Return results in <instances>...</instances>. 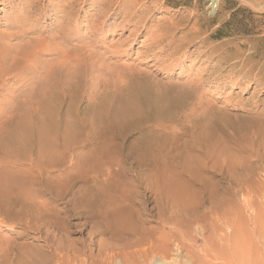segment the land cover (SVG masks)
<instances>
[{"label":"rangeland","instance_id":"374dc122","mask_svg":"<svg viewBox=\"0 0 264 264\" xmlns=\"http://www.w3.org/2000/svg\"><path fill=\"white\" fill-rule=\"evenodd\" d=\"M11 1L6 7L3 0H0V21L4 20L1 18L3 13L18 12L27 1L31 2ZM32 1L42 6V14L37 25L39 29L47 30V36L56 35L57 29L54 28H61L71 35L77 29L74 25H79L83 45L87 46H84L88 54L87 62L85 60L83 64L84 87L81 95L79 98L73 96L63 101L60 105L61 111L65 110L68 103L74 102V113L69 115V120L72 121L75 120L76 111L101 105L108 110L104 122L94 124L100 125H97L95 131L98 130L99 135L101 133L103 135L97 138L96 134L93 143L81 144L78 149H84L83 152L86 154V151L91 153L94 150L91 148L95 147L93 146L95 140L98 141H95L97 145L109 143L108 145H118L119 149L113 150L110 155L113 165L105 170V178L103 175L95 177L94 173L90 172L85 176L88 178L86 180L85 177H79L80 179L75 178L76 181L72 179L68 181L69 176L66 172L62 175L64 179L57 175L55 169H47L48 171L37 175V181L41 182V186L20 189L21 192L18 190L20 196L28 202L24 205L6 204L0 208V260L5 261L2 264H10L12 260L16 261L12 264H20L18 261L21 262L23 258L30 256L40 260L41 264H46V258L54 253L56 257L70 252L80 259L86 258L90 252L95 255L106 242L105 238L107 239V235L100 234V226L107 223L106 219L110 220L112 214L116 213L125 217L122 219L128 223L135 225L144 223L143 226L147 227H152L161 220L165 233L173 231V226H177L178 222L185 224L186 226L182 227L179 225L177 229L180 241L186 245V249H182L177 258L179 260L183 258L187 260V254L193 255V259L200 257L204 242H208L210 258L206 264H264V135H262L264 101L255 107L247 104L248 101H255L258 96H264V0ZM56 5H63L65 12L54 9L58 7ZM29 20H33L32 16ZM0 27L4 26L0 24ZM73 42L71 39L63 43L71 51V48H74ZM189 80H193L195 84L197 82V86L203 88V95L201 97L198 94L193 95L182 108L176 106L166 108L165 100L187 88L186 83ZM139 95L148 97L150 108L133 99ZM118 101L119 104L121 101L134 104L142 111L141 114L146 120L132 129H128L125 124L117 125L113 130L110 128L111 132L106 134L105 129L111 123L109 113L117 107ZM208 102L226 106V119L225 116L221 119L228 122L225 132L219 127L213 129L219 132H213L212 128L218 126V120L215 121L213 116L208 114L206 110ZM160 112L164 113V118L160 115V119H157L158 117L153 119V115ZM252 116L253 119H250ZM86 117L91 115L86 114ZM211 118L214 121L210 120ZM106 120L110 122L107 123ZM250 121L255 125L251 126ZM104 127L106 128L103 129ZM256 127L260 129L257 131ZM192 131L193 133L201 131L202 134L213 132L211 135L215 137L213 139V136L210 137L212 160L210 158L205 168H193L194 165L191 166L190 162L192 158L189 157L191 152H187L184 147L185 142L193 140L189 135ZM179 134L181 136L177 137ZM165 139H170V142L169 140L166 142ZM177 141L179 144L175 143ZM143 142L151 146L153 144L152 147L159 143L155 149L158 146L163 148V150L158 148L160 156L157 155L159 159L161 158V163L165 165L170 160L169 164L172 162L176 165L174 168L180 171L177 172L180 175H175V185L179 190L190 183L192 184L189 186L190 189L194 190L200 187L201 182L208 181L206 189L211 195L213 194L211 192H214V196L194 206L190 204L189 208L165 199L168 193L160 192L150 184L148 178L154 174L155 167L143 166L139 159L137 149L142 148ZM162 143L166 146H161ZM168 143L173 144V148L170 146L168 148L170 153L167 151ZM180 144H183V149L180 148ZM170 149H174V152ZM176 149L188 154L177 152ZM221 150H224L222 156L219 153ZM163 154L164 156L167 154L168 157L166 155L164 159ZM179 155L182 156L181 163L184 162L182 165L180 162L176 164L181 161ZM186 157L190 158L189 162ZM149 158L151 160L148 157L145 159L151 163L152 157ZM162 164L160 165L163 166ZM179 165L184 167L181 168ZM17 167L19 169L22 166H11L10 169L16 170ZM145 170H149L145 173L147 177L143 175ZM189 170L194 171L191 174ZM109 174L110 176L114 174L115 179ZM181 178L187 185L182 184L180 187ZM93 179L96 183H93ZM106 179H112L109 182L118 186V188L112 186L117 190L112 189L111 183L106 190L105 183H109ZM97 182L99 186L96 185ZM100 187L105 191L103 189L99 191ZM97 190L106 196L105 203V197L102 196L101 199L99 196H97L99 199L94 197ZM109 190L110 193L116 194L111 198L117 199L118 202L115 203H119L121 207L110 202L112 200L106 194L107 192L110 195ZM86 191H91V195ZM122 192L125 193L124 196H121ZM121 197L126 199L128 197L130 201ZM102 206L103 209H109L105 211ZM122 210L124 214L127 213L126 216L121 213ZM173 214L180 215L182 219H171ZM131 218L134 219L130 220ZM170 261L174 263L172 259ZM194 263L198 264L193 260L192 264ZM48 264L56 263L50 261Z\"/></svg>","mask_w":264,"mask_h":264},{"label":"bare ground","instance_id":"6f19581e","mask_svg":"<svg viewBox=\"0 0 264 264\" xmlns=\"http://www.w3.org/2000/svg\"><path fill=\"white\" fill-rule=\"evenodd\" d=\"M3 2L5 3V6H6L8 4H11L12 1L3 0ZM62 6L60 5L58 7H54V9H57V11H60V12H65V8H62ZM41 9H42V6H40L37 2H34L31 0V2L27 1V3H25V5L18 10V12H15V13L6 12V13H3V15L1 16V18L4 20L0 21V24L3 25L4 27L3 28L0 27V97H4V98L3 99L0 98L2 99L0 100V208H2V206L6 204H12V205L14 204L16 205L17 203H21L23 205L26 204L28 200L20 196V192H21L20 189L27 190L31 186H35V185L41 186L42 185L41 182L37 181V178H38L37 175L38 173H43L45 171H48L47 169H55L58 172L57 174L58 176H62L66 172L69 176L68 181H71L70 179L76 181L75 178H79V177L84 178L90 172L94 173L95 177L100 176V175L104 176L105 170H108L110 167H112L111 165H113V162L111 161V157H110L112 151L119 149L118 145L117 146L108 145L109 143L107 145H105L106 143H104L103 145H97L95 143V141L97 140H95L93 144V146L95 145V147L91 148L92 150L93 149L94 150L93 151L91 150L92 151L91 152L90 148L88 149L89 152L91 153H88V151H86L87 152L86 154L85 152H83L84 149L83 150L78 149L79 147H81L80 146L81 144L89 145L90 143H93V140L96 139V134H98L97 138L103 135V133L99 135V133L97 132L98 130L95 131L98 124L97 125H94V124L95 122L96 123L97 122L102 123V121L104 122V118L106 116L105 114L108 110L105 109L104 106L101 105L98 107L95 106L92 109L87 108L79 112L76 111L75 118H74L75 120H72L73 121L72 124H71L72 121L69 120L70 119L69 115L70 114L72 115L74 113L73 112L74 102L73 104L68 103L65 110L61 111L60 105L63 101L73 96H77L79 98V96L81 95L82 89L84 87V76H83L82 70L84 69L83 64L87 58L86 55L88 54L86 53L87 51H85V47L87 46L83 45V42H82L83 37H82V34L79 33V25L78 26L74 25L77 29L75 30L73 34L71 33L72 36L66 33L61 28H54V29H57L56 32L59 33L58 37H57V33L55 32L54 33L56 35L47 36L46 35L47 30L42 29V28L39 29V26L37 25V23L39 22V17L42 14ZM31 16L33 20L30 21L29 18ZM71 39L74 40L73 42L74 48L72 47L73 48L72 50V48L70 47L71 48V51H70L69 47L68 46L65 47L63 42L67 43ZM87 45H89V43H87ZM67 47H68V50L66 49ZM186 85H187L186 86L187 88L178 91V94L174 95L173 97L170 95L171 97L165 100L166 102L164 103H166L165 105L166 108H170L172 106L182 108L185 105H187L188 99L191 98L193 95L198 94L199 97L203 95V88L202 87L200 88L199 86H197V82L195 84L193 80H189L186 83ZM133 99L140 102L146 108H150L149 99L146 95H139L138 97L135 96V98ZM262 101H264L263 95L258 96L257 99L253 102L248 101L247 104L252 105V107H255L257 106L258 103ZM128 103L127 102L122 103L121 101L119 104V101H118V104H117L118 108L115 107V109L112 110L111 113H109L111 117L110 119L111 123L108 125L109 130L106 131V129L108 128L106 127L103 128V129L106 128L105 129L106 134H109V132H111V129L113 130V128H115L117 125H120V124H123V125L125 124L128 129H132L133 127H138L142 122L143 123L145 122L146 117H143V115L141 114L142 111L136 108L134 104H131V102H128ZM225 107L226 106L224 105L217 106L213 102H208L207 107H206L208 114H210V116L212 115L215 121L218 120V126H213L214 128H212V130L217 129L216 127H219L223 131L227 130L226 126L228 125L227 124L228 122L226 123V122H223V120H221L222 118L224 119L223 116L227 114ZM86 114L91 115V117H86ZM82 115H85V116H82ZM160 115L163 117L164 113L163 112L155 113L153 115L154 117L153 116L152 117L153 119L157 117H158L157 119H160L161 117ZM251 118L253 119V116L250 117V119ZM167 119H169V117ZM213 119L211 118L210 120H213ZM225 119H226V116H225ZM250 119H247V120L249 121ZM263 120L264 119H262V122ZM69 121L71 122L69 123ZM108 121L109 120H106L107 123ZM252 122H251V126L252 125L254 126L255 124H252ZM197 124H200V123H197ZM259 125H262V124L259 123ZM251 126H249V128H251ZM194 127H191V128L194 129ZM206 127L207 126H205V128ZM258 128H257V131H258ZM85 129H87V133H85ZM199 129H200V125H199ZM202 130L203 128L201 129V131ZM205 130L206 129H204V131ZM201 131L197 133H195L194 131L195 134L192 131L193 134L190 133L189 135L190 137H192L193 140L189 138L191 142H185V145H184L187 152L188 151L191 152L189 154L190 156L189 155L188 156L192 158L191 159L192 161L190 162L192 163L191 166L194 165L193 168H196V167L205 168L207 164H209L208 162L210 161V158H211L212 150L209 146V143L211 144L210 137L213 136L211 134H213L215 130H213V132L211 133L209 132L210 135H207L209 134L208 132H204L206 134L204 133L202 134ZM208 131H209V128H208ZM257 131L256 133H258ZM184 133H187V132H184ZM180 134L177 135V137L181 136ZM262 135H264V133ZM182 138H185V137L182 136ZM213 138L215 137L213 136L212 139ZM167 140H169L170 142V139H167ZM167 140L165 139L166 142H168ZM214 140H211V141L213 142ZM216 140L218 139L216 138ZM147 141L149 142V140ZM175 143L179 144L178 141ZM149 144L143 142L141 149L140 147H138L139 150L136 148L137 151L139 152L138 156L140 157L139 159H141V161L143 162V166L150 165V166L155 167L153 168L154 174L152 173L153 175H149L148 178L151 182L150 184L158 188L160 192L168 193L165 199L178 202L179 205H181L182 207L189 208L190 204H193L194 206L195 204L201 203L202 200L206 201L210 197L212 198V196H214L215 194L214 192H211L213 193L211 195L206 189V185H207L206 183L208 182L206 180H204L206 181V183L201 182L199 188L191 190L189 186L192 184L190 183V185L186 187L185 186L187 185L186 182L184 183L183 182L184 179L181 178L182 180H179V181L180 182L182 181L183 183L181 182L180 187H182V184H185L184 186L186 188L183 187V188H180L181 190H179V188L176 187L177 185H175V175L179 174L177 172H180V171H176V169L174 168V166H176L175 164L173 165L172 162H170V164L168 163L170 161L169 158H168L169 160L168 162L167 160H164L165 156L167 154L169 155L170 153L168 148L172 147L173 144L170 145L168 143L169 145H167L168 146L167 151H169V153L165 154V156L163 154L162 156L164 158L163 161L167 162L165 165L161 163V160H160L161 158L160 159L158 158V156H160L158 155L159 154L158 148H161V147L158 146L157 149H155L156 146L158 145L157 143L156 145L154 144V147H152L153 144L152 146ZM162 144L163 145L161 146H164V145L166 146V144L164 143ZM182 145L180 144L181 149L184 148L182 147ZM161 149L163 150V148ZM174 149H170V150L173 151ZM218 149L220 148L218 147ZM225 150L227 151V149ZM176 151L179 152L180 149L178 150L176 149ZM223 151L224 150H221L219 152L220 155L223 154ZM193 152H198V153L196 154ZM184 154H188V153H184ZM168 155L166 157H168ZM179 156H177V158ZM146 157H148V159L150 160L151 158L149 157H152V162L150 161L151 163H149L148 159L147 160L145 159ZM180 158H182V156H180L179 159ZM186 159H188V157H186ZM189 159H188V162H189ZM180 160L181 161H178L177 163L176 162L175 163L176 164H178L179 162L181 163L182 159ZM146 162L148 163L146 164ZM183 163H181V165ZM160 164H162L163 166H161ZM185 164L187 163L185 162ZM104 165L108 167L105 168ZM181 165H179L181 168L184 167V165L183 166ZM187 165L185 166L187 167ZM11 166L12 167L22 166V167L19 169L17 167L18 170L17 169L11 170L10 169ZM144 168H146V166ZM189 168L191 169V167ZM183 170L181 172H183ZM254 170H256V168ZM145 171L146 172H143V175L146 176L145 173H147V171L149 170H145ZM190 171L191 170H189V173ZM192 171H191V174H192ZM113 175L114 174L110 176L109 174L110 177H112ZM183 175H181V177ZM97 178L95 179L97 180ZM177 178H179V176ZM86 179L88 178L85 177V180ZM113 179H115V177ZM106 180L109 182L112 179L111 180L106 179ZM106 180L104 181L106 182ZM90 181L89 183H91ZM95 181L93 179V183ZM146 181H147V178H146ZM63 182H65V180ZM93 183L92 185H94ZM110 183H111V187L114 185V183L112 185V182L105 183L107 184L106 190L109 189L108 184L110 185ZM84 184L85 183H83V185ZM96 185L99 186L98 182ZM98 186L96 187L99 188ZM43 187H44V184H43ZM45 187H47V184ZM96 187L93 186V188H96ZM115 187L118 188V186H115ZM93 188H91L92 191H94ZM102 189L103 187L99 189V191ZM112 189L117 190L116 188H113V187ZM103 190L105 191V189ZM118 191H115V193L116 192L118 193ZM88 193L90 194L91 191ZM101 193L98 192L97 190L95 193L96 196L94 195V197L98 198L97 196H99V198L100 197L102 198L103 194ZM109 193H110V190H109ZM106 194L110 198L113 196L115 197L116 195L114 193H110V195L113 194L110 196L107 192ZM124 194L122 192L121 196L122 195L124 196ZM159 195H161V193ZM192 196L193 198H191ZM232 196L234 198V195ZM103 197L106 198V196H103ZM109 197H108V200H109ZM118 197L119 196H117V198ZM121 198L126 199L124 197H121ZM106 200L107 198L104 200V203ZM110 200H112V198ZM126 200H128V197ZM246 200L248 199L246 198ZM115 201H117V199L112 200L110 202L115 203ZM154 201H155V198H154ZM157 201H159V199ZM116 203L114 204L115 206L119 204V203L118 204ZM127 205L128 207H130L129 203ZM115 206L113 207L114 209H116ZM118 206L121 207L122 205H118ZM123 206L126 207V205H123ZM102 209H103V206H102ZM105 209H109V208H105ZM114 209H111V210L114 211ZM123 209L125 210V208ZM124 210H122L121 213H123V215L126 216L127 213L124 214L123 212ZM134 210L136 209L134 208ZM105 211H102V212L104 213ZM118 212L120 213V210ZM130 215L133 217L132 214ZM137 215L138 214H136V217H138ZM104 217L105 218L107 217L106 213ZM108 217H110V215H108ZM122 218L124 219L125 217L123 216L121 217L118 213H116V214H112V217L110 218V220L106 219L107 223L102 222L104 224L100 226L101 229L99 230V232L101 235H107V239L105 238L106 242L102 244L103 246L99 248V250L97 251V253H95V255H93V253L90 252L86 256V258L84 257L80 259L75 254L70 253V252H66L56 257L54 253L46 258L45 260L46 264H48L50 261L56 264H172L171 261L169 262L170 259L174 261L173 264H192L193 260H195V262H198V264H206L207 259L210 258V248L208 246L209 244L208 242H204L203 252L200 257L197 256L196 259H193V255L187 254L186 256L187 260L184 258L181 260L177 259L179 258L178 256L181 253V250L186 249V245L183 242H181L179 239L177 229L179 225L180 227H182V226H186L185 224H179L178 222L176 223L177 226H173V229H174L173 231H171L170 233H165L163 230V225H161L160 223L161 220L159 221V223L155 224L152 227H147L146 225L145 227L143 226L144 223H141L143 225H138L140 224L138 223L139 222L138 220H137L138 224L135 225L133 223L134 224L133 225L131 222L128 223L126 222V220H123ZM127 219H128V216H127ZM132 219L134 218H131L130 220ZM171 219H182V217L180 215L173 214V216H171ZM3 256L5 257V255ZM22 258L23 257H21V259ZM22 260L23 261L21 262L18 261V263L20 264H41L42 263L40 260H37L35 258L33 259L32 256H30L29 258H23ZM14 261L15 260H12L10 264H12ZM2 262H5V261L0 260V264H2ZM3 264H6V263H3Z\"/></svg>","mask_w":264,"mask_h":264}]
</instances>
